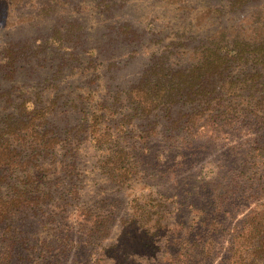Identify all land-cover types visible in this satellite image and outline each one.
<instances>
[{
	"label": "trees",
	"instance_id": "16d2710c",
	"mask_svg": "<svg viewBox=\"0 0 264 264\" xmlns=\"http://www.w3.org/2000/svg\"><path fill=\"white\" fill-rule=\"evenodd\" d=\"M226 136L245 145L215 204L257 206L224 263L264 264V0H0V264H57L75 235L111 241L112 188L130 212L98 257H153L172 212L139 182L152 143L178 167L196 140ZM216 232L202 220L175 258L207 259Z\"/></svg>",
	"mask_w": 264,
	"mask_h": 264
},
{
	"label": "rangeland",
	"instance_id": "374dc122",
	"mask_svg": "<svg viewBox=\"0 0 264 264\" xmlns=\"http://www.w3.org/2000/svg\"><path fill=\"white\" fill-rule=\"evenodd\" d=\"M126 13L128 14V20H136L143 24L150 21L149 17L139 14L137 8H128ZM21 32H23L22 29ZM26 34L28 32L21 33L17 38ZM157 141L159 143H152V151L147 161L148 165L142 169L144 177L139 175V182L153 188L155 195H151V197L155 198V204L163 202L162 195L169 199L168 202L164 201V203L171 202L172 222L167 228L165 237L160 241L157 240L158 242L152 245L154 249L149 248L148 252H151L153 257L145 258V260L129 257L125 262L121 261L123 259H120L119 262L124 264H225L224 260L228 255L230 246V233L240 226V222L257 206V202L235 196L217 206L213 199L214 194L210 191L213 190L217 182L224 183L222 178H224L223 176H225L227 170L237 166L238 157H235V155L239 153L238 147L245 145L242 138L239 136H226V138H221L214 143L206 142L205 138L198 139L192 143L188 150L182 152L179 157L181 166L178 167L175 166L178 160L174 157V153L165 151L158 153L159 150H162L163 144L160 142V138ZM156 154H158L157 161L155 160ZM220 166L223 169L221 168L220 173L218 172L217 178L210 180L219 171L217 168H220ZM169 168L171 171L168 170ZM145 188L144 186V194L149 195ZM108 193L112 194L113 198L110 197L112 201L116 200L113 210L115 228H112V233L108 238H111V241L100 242L99 245L95 243L91 246H85L81 244L84 237L80 239L78 235H75L72 237L74 243L70 252L65 253L67 256L57 264H94L97 258L105 260V263L100 261L98 264H115L112 260L109 261L112 257L106 260L107 257L98 256L105 253L114 254L116 248L111 249L109 247L114 243L113 239L118 238L123 243L124 239L122 235L120 237L121 233L118 225L121 218L128 217L130 210L126 203L129 199L126 195L124 197L123 192H116L115 188H112ZM200 212L203 213L200 215ZM214 218V221H210ZM202 220L211 223V227L217 231L212 236L213 245L210 257L197 259L193 262L188 260H183V263H181V260L179 262L175 258L178 248L186 246L183 243L184 239L193 240L192 237L196 231H199ZM212 222L216 226H213ZM188 228L193 231L191 237L188 236ZM202 228L205 229L207 226ZM135 235L137 238L140 237L138 230L135 231ZM132 246L134 247V245ZM101 248H104V250L101 251ZM183 252H185V249ZM54 253L55 251L52 254Z\"/></svg>",
	"mask_w": 264,
	"mask_h": 264
}]
</instances>
